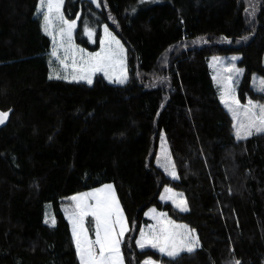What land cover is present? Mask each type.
Instances as JSON below:
<instances>
[{
  "label": "trees",
  "instance_id": "1",
  "mask_svg": "<svg viewBox=\"0 0 264 264\" xmlns=\"http://www.w3.org/2000/svg\"><path fill=\"white\" fill-rule=\"evenodd\" d=\"M37 4L0 0V109L12 110L0 129V264H81L63 204L105 184L127 219L125 264H264V134L237 139L208 65L238 54L239 101L262 100L251 80L264 78V0H66L79 44L98 48L85 27L106 24L126 47L121 85L52 77ZM162 134L176 179L155 164ZM166 187L187 211L163 203ZM151 207L194 230L198 247L140 249Z\"/></svg>",
  "mask_w": 264,
  "mask_h": 264
},
{
  "label": "rangeland",
  "instance_id": "2",
  "mask_svg": "<svg viewBox=\"0 0 264 264\" xmlns=\"http://www.w3.org/2000/svg\"><path fill=\"white\" fill-rule=\"evenodd\" d=\"M65 1L66 0H63L62 4H60L59 10H57L54 7L52 12L50 13L52 26L49 29L51 34L48 35L51 37L53 44L51 52H53V50L55 49L57 56L59 57L58 60L56 57L52 55L55 60V66L52 72L53 74L52 77L59 76L62 79L68 81L83 82L90 85L93 83L96 76H101L111 84L114 85L124 84L127 81V51L122 41L112 32V30L106 24L101 25L99 28L87 25L85 27V37L87 39V42L91 47H95L96 45H98V48L91 49L79 44L76 40V32L79 26L80 15H78L75 19L67 18L64 10ZM89 1H91L96 8L100 6L99 0H89ZM55 2H58V0H54V3ZM41 11L47 12V8L41 9L40 0H38L37 14H39ZM41 16L43 17V15ZM61 16L63 17V21H66L67 23L62 22L59 19V17ZM69 24H73V27L70 29V37H69V28H68ZM61 29H63L64 31L61 32ZM105 29H107V31H105ZM98 31H99V36H98ZM54 37L55 39H53ZM116 41H119V44H117ZM96 53H100L101 56L104 58L103 62L99 65L97 64L96 60L90 58L92 54H96ZM239 57L240 56L238 54H229V55H216L209 59L208 65H209L212 81L214 87L216 88L219 99L224 107L225 104L222 102L221 99L222 96L224 97L225 100H227L229 104H233L234 99L239 101L236 89L240 83L241 76L243 74L242 68H240L237 65ZM61 61L63 63H61ZM97 66L102 67L103 70L95 71L94 69ZM81 77H85V78L82 79ZM88 78L91 79V83H88ZM262 79L264 78L261 76L253 75L251 80L253 89L259 92L260 94H262L263 96L262 100H253L250 97H247L244 103H241L239 101V106L233 104L234 107H238V110L240 112V116L238 120H234L232 117V113H230L225 107V109L231 115L234 125L239 126V123L241 121L247 124L248 121L244 117L243 112H244V107L248 105V101H252L253 103L256 104H264V91H261V86L259 84V81ZM119 80H123L124 82L123 83L117 82ZM256 111L258 112V109ZM234 132L236 134V127H234ZM254 134L256 133L253 132L252 135ZM155 164L167 176H169L172 179H176L177 176L176 171L174 169L173 161L164 134L161 135L159 140V147H158ZM173 169L175 171V177L172 175ZM106 185L112 186V194L114 195L115 201L118 202L119 209L122 212L124 228H125L124 234H125V232L128 229V224L124 211L118 201L113 185L105 184L98 188L76 194V197H80L79 200L81 203L79 202V200L77 201L72 200L71 199L72 196L69 199L65 200L62 209L67 220L70 223L72 235H73V222L70 219V216L73 215L74 213L76 215H79L85 206L91 207V206H95L96 204L95 199L89 196H85L84 194L96 193L98 189H104ZM166 189H171V188L166 187L161 193V200L163 201V203H170L174 208L181 211L179 208L176 207L173 201L180 202L182 200L185 202V205L188 208L184 195L181 192L175 191L173 189H171L170 192H166L165 191ZM98 195L103 196L104 194L99 193ZM162 197H164V199H162ZM45 208H46L45 219L48 223H52L53 217L51 215L50 204L45 205ZM151 209L152 210L154 209L155 212H153ZM147 216L150 217L151 221L146 227H144V230L141 229L143 230L142 232L140 231L141 236L143 233L144 236L147 237V239L144 240L146 246L140 249H152L168 257H174L179 253L187 251L185 247L186 243H190L193 250L198 247L199 242L197 240L195 231L192 230L190 227H188L186 224L175 221L166 213V211L165 212L159 211L156 208L151 207L150 210L147 212ZM88 217L90 216L83 217V227L84 229L87 230V235L89 239L95 241L96 239L95 233L93 238H90L89 235V229L87 226V223L89 222L87 219ZM111 220L115 221L116 216L113 215L111 217ZM168 221H172L173 224L170 225ZM93 225L95 228V220L93 222ZM176 225L186 226V228H178L175 227ZM161 229H168L169 233H173L177 235H174V238L169 241H165L163 238H161L159 241H157L158 247L156 248L151 247L148 244V241L153 239V235H159ZM120 230H121L120 225L116 224L115 231L113 232V236H116L120 232ZM77 231L79 232V228L77 229ZM101 234L103 235V228ZM123 236H119L118 239L120 240V244H119L120 257L123 260V264H125L123 254L121 251V241H122L121 239L123 238ZM73 239L75 241V246H76V238L74 236ZM141 239L142 238L140 237V240ZM161 246H166L168 250H175L176 255L169 256L166 254V252L164 253L160 252L159 247ZM96 248L98 251L97 246ZM105 254L106 255L109 254L107 250ZM146 262H150V264L156 263V261L151 257L146 258L141 264H146ZM157 264H161V263H157Z\"/></svg>",
  "mask_w": 264,
  "mask_h": 264
},
{
  "label": "snow or ice",
  "instance_id": "3",
  "mask_svg": "<svg viewBox=\"0 0 264 264\" xmlns=\"http://www.w3.org/2000/svg\"><path fill=\"white\" fill-rule=\"evenodd\" d=\"M63 0H58V2L54 3V0H40L41 9L47 8V12H40L39 14L43 15V30L46 34H51L49 29L52 26V20L50 18V13L52 12L53 8L55 7L59 10L60 4H62ZM59 19L63 21V17H59ZM73 27V24H69V37H70V29ZM64 30L61 29V32ZM107 31V29H105ZM55 39V37L53 38ZM114 39V38H113ZM119 44V41H116ZM52 55L59 60L57 56L56 50L54 49ZM91 59L96 60L97 64H101L103 62V57L100 53L92 54ZM61 63H63L61 61ZM95 71L103 70L102 67H95ZM240 71V70H237ZM106 74V73H105ZM52 78V77H50ZM56 78H61L57 76ZM82 79L85 77H81ZM119 83H123V80L117 81ZM88 83H91V79L88 78ZM261 86V91H264V79L259 81ZM222 102L225 104L227 110L232 113V117L234 120H238L240 116V112L238 107H234L233 104L239 106L238 100H233V104H229L224 97H221ZM258 109V112L256 111ZM244 117L247 119V124L243 121L239 123V126L234 125L236 127V137L237 139H246L248 136H251L253 132L264 134V104H256L252 101H248V105L244 107L243 112ZM8 113H0V124H3L7 119ZM172 175L175 177V171L173 169ZM166 192H170L171 189H166ZM99 193H103L104 195H98ZM85 196L92 197L96 200L95 206H85L82 212L79 215L75 213L70 216V219L73 222V236L76 238V249L80 257L81 264H123V260L120 257L119 253V244L120 240L118 239L119 236L124 235V222L122 217V212L119 209L118 202L115 201L114 195L112 194V186L106 185L104 189H98L96 193H86ZM72 200L77 201L80 197H71ZM164 199V197H162ZM177 208L181 211H187V207L184 201L176 202L173 201ZM155 212V210H152ZM115 215L116 220L112 221L111 217ZM164 215V214H161ZM84 216H92L95 220V241L89 239L87 235V230L83 227V217ZM47 222V221H46ZM52 223L54 224L55 221L53 220ZM171 225L173 224L172 221H168ZM120 225V232L113 236V232L115 231V225ZM175 227L178 228H186V226L176 225ZM79 228V232L77 229ZM103 228V235L101 234ZM173 233H169L168 229H161L159 235H153V239L148 241V244L151 247H158L157 241L163 238L165 241L171 240L174 238ZM82 237V238H81ZM147 237L144 236L142 233V239L137 241L139 247L144 248L146 246L144 240ZM98 247V251L97 248ZM186 250L191 252L193 250L190 243L185 244ZM109 253L108 255L105 252ZM159 251L164 253L166 252L169 256L176 255L175 250H168L166 246L159 247ZM146 264H150V262H146ZM236 264H239L237 261Z\"/></svg>",
  "mask_w": 264,
  "mask_h": 264
},
{
  "label": "crops",
  "instance_id": "4",
  "mask_svg": "<svg viewBox=\"0 0 264 264\" xmlns=\"http://www.w3.org/2000/svg\"><path fill=\"white\" fill-rule=\"evenodd\" d=\"M76 197V195H73L72 197ZM79 202H80V200H79ZM81 203V202H80ZM150 210V208L145 212V217H146V224L145 225H143V230H144V227H146L149 223H150V221H151V219H150V217H148L147 216V212ZM152 210V209H151ZM91 217V216H90ZM92 219H93V221H94V218L92 217ZM143 230H141V232L143 231ZM94 233H95V231H94ZM140 237L142 238V236H141V233H139V236H138V239H137V241H139L140 240ZM122 240V239H121ZM169 241V240H168ZM138 245V244H137ZM97 247H99V246H97ZM138 247H139V245H138ZM139 248H141V247H139ZM81 262V261H80ZM157 263H159V262H156L155 264H157Z\"/></svg>",
  "mask_w": 264,
  "mask_h": 264
},
{
  "label": "water",
  "instance_id": "5",
  "mask_svg": "<svg viewBox=\"0 0 264 264\" xmlns=\"http://www.w3.org/2000/svg\"><path fill=\"white\" fill-rule=\"evenodd\" d=\"M11 111L12 110H8V111L4 112V111H2L0 109V113H8V116H7V119L5 120V122L3 124H0V129L4 128L7 125L8 121H9V117H10Z\"/></svg>",
  "mask_w": 264,
  "mask_h": 264
}]
</instances>
